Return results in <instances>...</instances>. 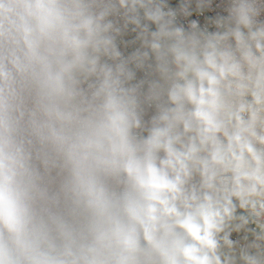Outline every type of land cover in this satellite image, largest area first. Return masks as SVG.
I'll use <instances>...</instances> for the list:
<instances>
[{
  "label": "clouds",
  "instance_id": "obj_1",
  "mask_svg": "<svg viewBox=\"0 0 264 264\" xmlns=\"http://www.w3.org/2000/svg\"><path fill=\"white\" fill-rule=\"evenodd\" d=\"M0 264H264V0H0Z\"/></svg>",
  "mask_w": 264,
  "mask_h": 264
}]
</instances>
